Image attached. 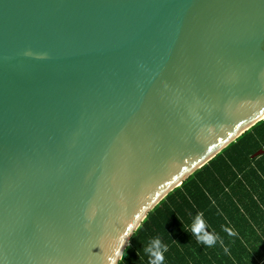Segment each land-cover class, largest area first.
<instances>
[{"label": "water", "instance_id": "water-1", "mask_svg": "<svg viewBox=\"0 0 264 264\" xmlns=\"http://www.w3.org/2000/svg\"><path fill=\"white\" fill-rule=\"evenodd\" d=\"M262 120L264 0H0V264H119Z\"/></svg>", "mask_w": 264, "mask_h": 264}, {"label": "trees", "instance_id": "trees-1", "mask_svg": "<svg viewBox=\"0 0 264 264\" xmlns=\"http://www.w3.org/2000/svg\"><path fill=\"white\" fill-rule=\"evenodd\" d=\"M264 120L170 192L119 264H264Z\"/></svg>", "mask_w": 264, "mask_h": 264}]
</instances>
